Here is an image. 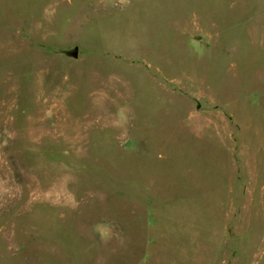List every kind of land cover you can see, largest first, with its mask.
Here are the masks:
<instances>
[{
	"label": "rangeland",
	"instance_id": "obj_1",
	"mask_svg": "<svg viewBox=\"0 0 264 264\" xmlns=\"http://www.w3.org/2000/svg\"><path fill=\"white\" fill-rule=\"evenodd\" d=\"M0 264H264V0H0Z\"/></svg>",
	"mask_w": 264,
	"mask_h": 264
},
{
	"label": "water",
	"instance_id": "obj_2",
	"mask_svg": "<svg viewBox=\"0 0 264 264\" xmlns=\"http://www.w3.org/2000/svg\"><path fill=\"white\" fill-rule=\"evenodd\" d=\"M73 56H77V47H75V50L72 52Z\"/></svg>",
	"mask_w": 264,
	"mask_h": 264
}]
</instances>
